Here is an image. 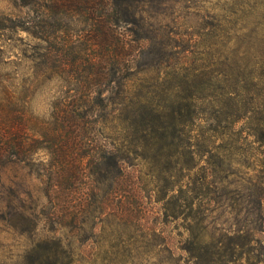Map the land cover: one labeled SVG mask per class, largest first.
Instances as JSON below:
<instances>
[{"label": "trees", "instance_id": "1", "mask_svg": "<svg viewBox=\"0 0 264 264\" xmlns=\"http://www.w3.org/2000/svg\"><path fill=\"white\" fill-rule=\"evenodd\" d=\"M140 1L17 0L0 15V190L9 214L32 221L13 229H46L23 264L124 262L153 249L175 259L145 223L150 205L184 230L186 263L264 264V183L240 178L264 155V69H223L209 53L194 68L160 69L164 43ZM41 97L46 117L33 109ZM10 166L39 183L31 212L5 187Z\"/></svg>", "mask_w": 264, "mask_h": 264}, {"label": "rangeland", "instance_id": "2", "mask_svg": "<svg viewBox=\"0 0 264 264\" xmlns=\"http://www.w3.org/2000/svg\"><path fill=\"white\" fill-rule=\"evenodd\" d=\"M16 1L0 0V15L12 13ZM138 10L141 11L147 27L149 26L150 35L156 42L164 43L161 47L165 54L164 62L157 66L160 69H182L187 65L197 67L200 65L198 60L203 57L202 53H209V59L215 58L217 62L224 63L223 69L234 67L246 69L251 66H254L253 69H264V0H141ZM217 23L227 29L224 37L211 35L209 25ZM21 36L27 37L25 33ZM13 59H15L13 54H8L5 61ZM33 109L39 117H46L48 115L46 99L44 97L38 99ZM255 155L261 162L251 158L249 165L252 169H243L245 175H241L240 178L254 184H263L264 155L256 152ZM33 175L30 168L21 166H10L3 175L5 187L13 186L17 189L23 201L22 205L28 211L33 208V202L40 196L39 183L32 178ZM247 195L248 192L242 199L247 198ZM8 196L4 189L0 190V264H23L26 253L37 240L45 236L46 229L44 231L43 222L36 233L20 234L19 230L13 229L12 226L17 221H21L24 227H29L32 221L26 217L22 221L20 215L8 213L6 210ZM241 200L239 203H242ZM41 203L46 206L47 200L42 198ZM231 205L232 203L227 201L224 207L222 221H228L227 227H232L235 223L234 217L228 214L231 212ZM239 210H243L244 217L251 208L243 203ZM145 223L164 232L175 259H169L167 253H159V249H153L150 253L145 252L136 256L133 254L124 262L108 261L101 253L93 264H188L180 250L182 242L186 239L184 230L179 228L177 223L162 224V214L158 205L148 207ZM217 224L213 227L222 230ZM102 241L99 240L100 245L104 242ZM87 254L92 256L89 251ZM179 257H184L183 261H178Z\"/></svg>", "mask_w": 264, "mask_h": 264}]
</instances>
